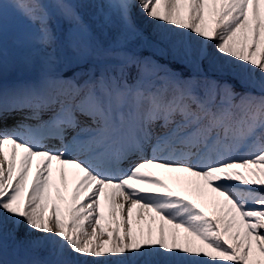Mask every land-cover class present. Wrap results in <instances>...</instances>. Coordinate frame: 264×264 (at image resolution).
<instances>
[{"label":"snow or ice","instance_id":"obj_1","mask_svg":"<svg viewBox=\"0 0 264 264\" xmlns=\"http://www.w3.org/2000/svg\"><path fill=\"white\" fill-rule=\"evenodd\" d=\"M134 10L174 52L198 38L184 47L190 75L132 47L148 43ZM17 69L36 76L6 87ZM52 161L65 184L64 166L77 170L66 219L49 209ZM149 167L210 190L213 214ZM105 190L114 226L100 241ZM139 209L159 218L155 233ZM108 262L264 264V0H0V264Z\"/></svg>","mask_w":264,"mask_h":264},{"label":"rangeland","instance_id":"obj_2","mask_svg":"<svg viewBox=\"0 0 264 264\" xmlns=\"http://www.w3.org/2000/svg\"><path fill=\"white\" fill-rule=\"evenodd\" d=\"M134 11L137 12V16H138L137 22H138V24L141 27L143 32H144V30H148V29L151 30L154 27V24L152 21H146V18L143 17L142 15H140L138 13V10H134ZM170 35H174V34L170 33ZM155 37L158 38L156 35H155ZM181 40H182V42L177 46V49L175 52L173 51L174 41L173 42H167V43L165 42V44L169 47V49L174 54H177V55L180 54L182 51H184L185 44L191 46L193 49L199 47L198 38L195 37L191 33L187 34L186 36H182ZM140 42H141L140 40L134 41L132 44V47H138L140 45ZM209 45H210L211 50H212V47H213L212 44L209 43ZM241 71H243V70H241ZM256 75L258 77L259 72H257ZM35 76H36V72L34 70L17 69V70L7 71L4 75V78H17V79L31 78V79H34ZM9 149H10V147H8L6 149V151H8ZM52 164H53V167L55 168L56 162H53ZM35 167H36V163H34L32 165V172L35 171ZM150 169L154 171V174L156 177L162 179L165 182V184H167L169 186V188L172 189L173 191H175L178 195L184 196V197L189 198V199L196 200L197 203H200V204H202V206L205 207V210L209 213V215L213 214L212 200L214 199L215 194L212 193L210 190H207L202 198L198 197L196 195V193L192 190V185H190L188 183V181L192 178L188 177L187 174L170 172L168 170L161 169V168L150 167ZM239 170L245 171L244 169H239ZM52 172L54 175L57 174V172H55V171H52ZM31 175H32V173L29 174V183L31 182ZM55 182L56 181L52 182V186L49 189V209L51 207V203L55 202L58 205H60L62 212H64L66 201L70 198L72 190L62 188L61 187L62 183L60 181L58 183L59 186H57V187L60 189V195L64 197V200H60L57 198V193H56L57 187L55 185ZM149 187H154V185L150 184ZM26 191H27V188L25 189V192ZM99 211L102 213L100 225L103 227L105 235L99 236L98 240L107 241V240H109V236L107 235V233L114 226V224L112 222V216L109 214V211H108V200H106L104 197H100V209H99ZM136 213H137V209L134 208L133 209L134 222L136 219ZM45 214H47V212ZM125 214H126V210H125ZM139 214H140L141 219L144 221L142 227L144 228L145 232H147L149 226H151L152 229L154 230V233H155V229L158 227V225L160 223L158 217L155 219L151 218V217L155 216V213L149 214L147 209H139ZM62 218L66 219V212H64V215L62 216ZM170 227H171L170 225L165 223V230L166 231H168V229ZM87 231L90 233L91 228H87ZM98 231H99V229H98ZM178 231L182 232V230H178ZM22 232H23V228L21 229V233ZM191 239L194 242L198 243V241H195V238H191ZM108 263L111 264V262H108Z\"/></svg>","mask_w":264,"mask_h":264},{"label":"trees","instance_id":"obj_3","mask_svg":"<svg viewBox=\"0 0 264 264\" xmlns=\"http://www.w3.org/2000/svg\"><path fill=\"white\" fill-rule=\"evenodd\" d=\"M146 37L148 39V43L145 44L143 42L139 52L141 51V53L143 54H150L157 60H160L161 63L163 62L167 70L168 68L170 69L172 68L176 71V73H180L186 77L191 74V69L188 66H186L185 63L182 62L183 55H175V54L171 55L170 52L166 49L163 42L153 40L150 36H148V34L146 35ZM153 45H155V47H153ZM208 49L210 51L209 45H208ZM171 72H173V70ZM228 79L231 83L235 84V88L237 92L244 91L241 85L237 81L232 80L230 77Z\"/></svg>","mask_w":264,"mask_h":264},{"label":"bare ground","instance_id":"obj_4","mask_svg":"<svg viewBox=\"0 0 264 264\" xmlns=\"http://www.w3.org/2000/svg\"><path fill=\"white\" fill-rule=\"evenodd\" d=\"M33 163H35V160H33ZM60 167L61 166L58 164V162H57L55 168L53 167V165L51 163L52 171L57 172V174H55V175L52 174V179L56 180V182H55L56 187L59 186L58 183L60 182V180L58 179ZM64 167H65V171H66V184L61 182L62 183L61 187L64 189L72 190V187L75 185V182L78 179L77 170L72 169L70 166H64ZM142 171L153 176V177H156L154 174V171H152L150 168L142 169ZM160 180H162V179H160ZM130 183H132L133 186L138 187V188L139 187H149V185H150V184H144V183H141L138 181H131ZM100 197H104L107 200V190H105V192H102L100 194ZM116 202L117 203H121V202L128 203V202L123 201L122 197H119V196H117Z\"/></svg>","mask_w":264,"mask_h":264}]
</instances>
